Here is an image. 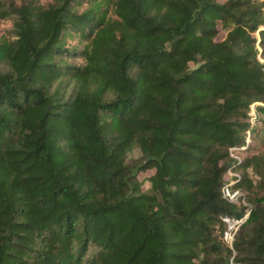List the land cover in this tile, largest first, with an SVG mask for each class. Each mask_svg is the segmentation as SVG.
<instances>
[{
	"label": "trees",
	"instance_id": "trees-1",
	"mask_svg": "<svg viewBox=\"0 0 264 264\" xmlns=\"http://www.w3.org/2000/svg\"><path fill=\"white\" fill-rule=\"evenodd\" d=\"M259 54L264 0H0V264H264Z\"/></svg>",
	"mask_w": 264,
	"mask_h": 264
},
{
	"label": "built area",
	"instance_id": "built-area-1",
	"mask_svg": "<svg viewBox=\"0 0 264 264\" xmlns=\"http://www.w3.org/2000/svg\"><path fill=\"white\" fill-rule=\"evenodd\" d=\"M236 159L240 160L238 156H234ZM229 182L225 183L221 187V194L229 202L241 203L244 205L243 215L240 217H233L225 215L222 220L225 223V229L223 231V238L232 247L233 239L240 228V226L245 222L250 214V204L246 202L244 192L240 188H233L232 183L236 179L240 178V174L236 171L228 169L227 171Z\"/></svg>",
	"mask_w": 264,
	"mask_h": 264
},
{
	"label": "rangeland",
	"instance_id": "rangeland-1",
	"mask_svg": "<svg viewBox=\"0 0 264 264\" xmlns=\"http://www.w3.org/2000/svg\"><path fill=\"white\" fill-rule=\"evenodd\" d=\"M224 35L221 33L219 36H218V39L222 38ZM258 58L261 60V61H264L263 58H261V55L259 54L258 55ZM129 156L130 157H137L139 156V151L135 148L132 152L129 153Z\"/></svg>",
	"mask_w": 264,
	"mask_h": 264
}]
</instances>
